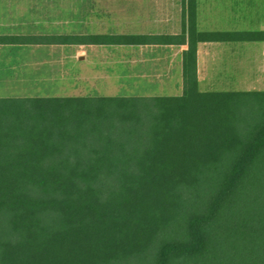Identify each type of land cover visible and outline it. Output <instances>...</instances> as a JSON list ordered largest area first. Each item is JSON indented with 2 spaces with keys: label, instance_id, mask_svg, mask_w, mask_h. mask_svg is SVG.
<instances>
[{
  "label": "trees",
  "instance_id": "1",
  "mask_svg": "<svg viewBox=\"0 0 264 264\" xmlns=\"http://www.w3.org/2000/svg\"><path fill=\"white\" fill-rule=\"evenodd\" d=\"M198 41L264 33L190 38L179 95L0 98V264H264V90L199 91Z\"/></svg>",
  "mask_w": 264,
  "mask_h": 264
},
{
  "label": "crops",
  "instance_id": "2",
  "mask_svg": "<svg viewBox=\"0 0 264 264\" xmlns=\"http://www.w3.org/2000/svg\"><path fill=\"white\" fill-rule=\"evenodd\" d=\"M260 4L264 6V0H0V37L25 42L0 44V98L69 97V78H97L96 69L122 77L119 84L126 96L179 95L190 38L219 32L264 33V18L257 20V10L245 9ZM110 35L172 40L68 43V36ZM196 66L201 92L239 91L238 81L242 83L247 67L255 70V85L262 86L264 41H198ZM83 68L90 73L80 71ZM78 84L74 82L75 87Z\"/></svg>",
  "mask_w": 264,
  "mask_h": 264
},
{
  "label": "rangeland",
  "instance_id": "3",
  "mask_svg": "<svg viewBox=\"0 0 264 264\" xmlns=\"http://www.w3.org/2000/svg\"><path fill=\"white\" fill-rule=\"evenodd\" d=\"M252 7L253 9L257 10V13L259 16L257 17L259 19L264 18V6L261 4L259 6H247L245 5V9ZM250 9V8H249ZM248 65V64H247ZM252 65V64H251ZM71 66V65H70ZM73 67V66H71ZM75 67V65H74ZM84 69V70H83ZM80 69V71L84 73H90L91 70L83 68ZM75 69H69V71H74ZM118 72V70H116ZM97 78H91V77H77L76 78H69V87H68V96H82V95H104V96H112V95H126L124 93L123 85L119 84V82H122V77H116L113 73V76L107 75L104 73V70H98L96 69ZM101 73V74H99ZM255 70L253 69H245L242 73L243 81L242 83L238 81L240 84L237 86L236 90L239 91H253V90H264V85L259 86L255 85L254 82H256V74L254 75ZM241 80V76L238 77ZM72 81V82H71ZM74 82H78L79 86L78 89L77 86L75 87ZM238 85V84H237ZM203 89V88H202ZM216 89H220V86H217ZM225 88H222L220 90H224ZM227 89V88H226ZM229 89V88H228Z\"/></svg>",
  "mask_w": 264,
  "mask_h": 264
}]
</instances>
